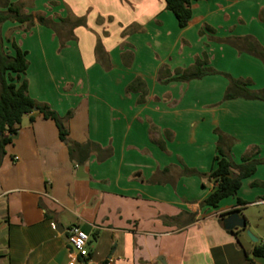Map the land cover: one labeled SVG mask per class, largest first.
<instances>
[{
  "label": "crops",
  "instance_id": "crops-1",
  "mask_svg": "<svg viewBox=\"0 0 264 264\" xmlns=\"http://www.w3.org/2000/svg\"><path fill=\"white\" fill-rule=\"evenodd\" d=\"M189 1L186 28L165 0H32L31 29L2 25L6 52H27L19 83L65 121L67 141L35 112L0 152V264H69L73 227L89 235L75 264H264V239L223 224L264 207V102L224 100L226 75L264 89V0ZM38 16L84 24L57 36ZM199 61L213 73L177 79ZM89 143L101 150L71 158ZM219 148L261 162L212 208L214 185L187 172L211 173Z\"/></svg>",
  "mask_w": 264,
  "mask_h": 264
},
{
  "label": "trees",
  "instance_id": "trees-1",
  "mask_svg": "<svg viewBox=\"0 0 264 264\" xmlns=\"http://www.w3.org/2000/svg\"><path fill=\"white\" fill-rule=\"evenodd\" d=\"M165 2L166 9L174 14L179 27L186 28L192 18L190 1L165 0ZM22 9L23 6L20 3L14 4L10 3V0H0V29L7 21H14L20 24L26 23L28 28L31 29L35 24V18L32 15L23 14ZM36 20L38 24L53 30L57 36L60 26L67 24L71 28H75L84 24L83 19H78L74 22L61 20L60 24L46 19L44 16H38ZM11 45L15 50V55H10L6 52L4 41L0 36V152H3L4 148L12 143L17 131L21 127L23 118L35 112L42 114L46 119L55 121L60 139L66 142L67 129L65 121L47 105L39 104L29 96L27 81L19 83L20 77L25 75L28 70L27 52L22 51L15 43ZM100 50L101 45L99 44L97 51ZM204 66L205 63L199 61L191 70L184 72L177 79L179 81H190L213 73L211 69ZM226 77L229 80V86L224 96L225 101L245 99L264 102V89L253 91L250 89L251 84L249 81L236 80L229 75H226ZM94 150L99 152L101 148L92 143L83 146H69L71 158L77 160L76 156H78L77 162L79 164H84L90 152ZM242 161L240 165L234 164L228 155L219 148L218 155L215 158L216 167L211 173L202 175L193 170L187 172L189 175L196 174L202 178H206L214 185L213 192L202 203L203 206L217 208L221 201L237 196L243 179L253 175L261 162L260 160L251 159V157H245ZM239 203L242 205V202L239 201ZM231 213L229 212L226 215ZM253 256L264 258V242L255 246Z\"/></svg>",
  "mask_w": 264,
  "mask_h": 264
},
{
  "label": "built area",
  "instance_id": "built-area-1",
  "mask_svg": "<svg viewBox=\"0 0 264 264\" xmlns=\"http://www.w3.org/2000/svg\"><path fill=\"white\" fill-rule=\"evenodd\" d=\"M51 228L56 231L57 225L55 223H52ZM88 241L89 235L85 231H83L79 227H73L70 229L69 244L72 248V251L69 255V264H75L79 256L87 258L86 247ZM85 263L89 264V261H86Z\"/></svg>",
  "mask_w": 264,
  "mask_h": 264
},
{
  "label": "rangeland",
  "instance_id": "rangeland-1",
  "mask_svg": "<svg viewBox=\"0 0 264 264\" xmlns=\"http://www.w3.org/2000/svg\"><path fill=\"white\" fill-rule=\"evenodd\" d=\"M19 2H21L22 6L25 8L31 6L32 0H19L17 3ZM7 35H9V33ZM7 37L8 36H6V38ZM6 47H8V45H6ZM242 213H244V215L248 217L251 223V226L249 228L251 234L255 238H258V236H260L261 239H264V207H247L246 210H244ZM242 213H239L241 217L243 215Z\"/></svg>",
  "mask_w": 264,
  "mask_h": 264
},
{
  "label": "water",
  "instance_id": "water-1",
  "mask_svg": "<svg viewBox=\"0 0 264 264\" xmlns=\"http://www.w3.org/2000/svg\"><path fill=\"white\" fill-rule=\"evenodd\" d=\"M79 173L83 172V167L78 168ZM78 173V174H79ZM80 177V176H79ZM224 227L228 231L242 230L245 231L251 242L258 243L259 239L255 238L249 228H247V222L245 218L241 217L239 213L235 212L229 215L223 221ZM165 264V263H164Z\"/></svg>",
  "mask_w": 264,
  "mask_h": 264
}]
</instances>
